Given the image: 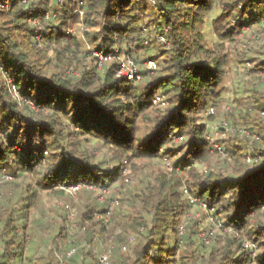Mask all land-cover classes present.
<instances>
[{
    "label": "trees",
    "instance_id": "trees-1",
    "mask_svg": "<svg viewBox=\"0 0 264 264\" xmlns=\"http://www.w3.org/2000/svg\"><path fill=\"white\" fill-rule=\"evenodd\" d=\"M1 1L7 7H0V183L22 187L26 197L19 211L8 200L0 204V264H14L25 249L27 226L18 229L16 214L28 217L40 193L61 198L71 186H79L76 194L84 198L77 205L79 237L68 240L63 207L51 239L53 244L68 240L76 249L71 264H86L93 237L106 236L117 242L110 264H264V159L246 171L248 142L233 133L218 139L227 157L220 168L212 166L215 153L204 140L202 122L216 118L226 101L232 59L225 43L264 16V0H218L211 46L203 31L210 0ZM77 8L84 10L81 21ZM49 9L56 22L45 20ZM79 23L86 28L83 38L66 35ZM90 50L129 54L142 68L143 81L135 85L119 77L115 62L97 70ZM146 61L156 69H146ZM248 61L251 70H261L264 53ZM260 87H253L249 99H233L228 114L232 124L250 126L259 135L256 152H264ZM156 96L163 98L154 103ZM209 105L215 114L204 116ZM171 136L181 139L175 143ZM163 158L172 170L157 169L143 178L136 193L121 198L123 211L109 227L113 214L102 219L109 207L94 192L112 183L124 187L126 164L136 174L143 170L139 162ZM187 195L213 208L222 226L231 229L204 255L197 251L193 224L178 233L191 207ZM82 241L88 248L79 247ZM244 241L258 250L253 263ZM31 264L59 263L46 256Z\"/></svg>",
    "mask_w": 264,
    "mask_h": 264
},
{
    "label": "rangeland",
    "instance_id": "rangeland-1",
    "mask_svg": "<svg viewBox=\"0 0 264 264\" xmlns=\"http://www.w3.org/2000/svg\"><path fill=\"white\" fill-rule=\"evenodd\" d=\"M211 1V10L208 12L206 16V20L204 23L203 31L206 38V44L208 46L213 45L216 42V38L214 34L212 33L211 27H210V21L218 15L219 8H218V0H210ZM76 33L75 35H80V29H81V23L74 26ZM259 26H254L253 28H249L240 38H237L234 42H226V50L229 52L231 57V63L227 72V82L225 84V92L223 93V96L225 99H227L230 103H232L233 99L238 97H243V99H249V97L252 95L253 92V85L256 82L255 77L251 75V71L249 69L243 70V68L240 66L242 64L239 63L241 59L247 60L251 57H263L264 53V31H262ZM259 33L258 38H253L254 34ZM82 37V36H81ZM249 42V51L243 53L242 52V45ZM86 43V40H85ZM87 49H90V47L86 46ZM243 56V58H241ZM90 60V59H89ZM145 66V65H144ZM141 77V75H140ZM142 78V77H141ZM140 78L137 82L133 83L135 85H140L143 81ZM261 86L259 89H264V82H261L257 87ZM256 87V88H257ZM163 98V96H160ZM251 100V99H250ZM221 112H218L217 115H219ZM264 118V117H263ZM207 120V118H206ZM203 119V122H209L212 123L215 118L212 121H206ZM93 143V142H92ZM101 154L99 150H95V155L99 156ZM182 154V152H181ZM179 155V157L181 156ZM225 162V161H224ZM223 163H219L218 159L215 157L211 161V165L215 166L217 168H220L219 166ZM140 166L143 167V170L139 171L138 173H134L131 171L129 164H126V171L123 173L125 175L124 177V187L118 182V183H112L110 187L104 191V192H94L93 197L102 203L104 207H109L111 210V216L113 214V220L111 223H109V227L115 225L114 221L119 219V213L122 212L119 208V203L121 201V198L128 196L130 194L136 193L137 188L140 186V181L143 178H147L150 175L151 171L157 170V169H165L163 165V161L161 159L156 160H144L139 162ZM225 164L224 166H226ZM200 170H203L204 166H197ZM214 168V167H213ZM222 168V167H221ZM223 169V168H222ZM166 170V169H165ZM167 171V170H166ZM230 172V169L224 172ZM181 176L184 177V174L181 173ZM11 179V178H10ZM10 179H5L6 181H9ZM22 188V187H21ZM13 188L9 185H3L0 183V204L4 200H8L10 203L15 205L16 210H20L22 206H24V198L26 197L24 193V189L22 188ZM81 199H79L78 195H71L67 194L63 197H54L49 196L44 193H40L38 200L34 206L29 211L28 217L22 216L21 214H16V224L18 229L21 231V227L24 223H26L28 234H25L26 236V242H25V249L23 252L18 256L14 257V264H31L38 262L39 258H45L46 256H51L54 258V260H58V257L61 255H65L71 248L68 243H66L69 239L71 240V243H74L78 237L79 234L77 233V227H76V219L78 214V203ZM81 201H84V198H82ZM65 208L63 214H65V217L68 218L66 227L68 232V240L66 241H57L56 244L52 243V238L56 236L58 232V225L59 221H61L60 218V209ZM61 213V214H62ZM34 223L40 224L39 227L35 228ZM193 224L194 225V231L195 236L193 239L195 240V245L197 247V251L199 254H205V252L210 248L211 246H214V244L219 245L224 241V233H228L229 231H226L225 228H215L210 223L209 219L207 218L206 212L201 208V206L198 203L191 204L190 210L188 213L182 218L181 221V228H182V234L185 233L186 230H188V227ZM108 227V228H109ZM36 231L34 232V237L32 236V229ZM35 228V229H34ZM209 229H213V235L208 239L209 243L205 244L202 240V236L205 234ZM117 230L116 232H118ZM142 232V231H141ZM108 239H111L114 243V248L117 246L116 240L113 238V236H106L103 238L100 237H93V256L91 259L86 260V264H97V258L99 254H101L104 250V247L106 246V242ZM170 241V240H169ZM168 241V242H169ZM127 242H133V236H129ZM170 245L173 244V240H171ZM84 246L85 248H88L87 243L81 242L79 243V247ZM113 248V249H114ZM248 251V250H247ZM250 252V251H249ZM258 253V250L256 249L255 255ZM32 256L31 260L29 259Z\"/></svg>",
    "mask_w": 264,
    "mask_h": 264
},
{
    "label": "built area",
    "instance_id": "built-area-1",
    "mask_svg": "<svg viewBox=\"0 0 264 264\" xmlns=\"http://www.w3.org/2000/svg\"><path fill=\"white\" fill-rule=\"evenodd\" d=\"M28 0H22V3L26 4ZM0 7H7V3L3 2L0 0ZM76 13L78 14V17L80 21L82 20L84 16V10L81 8L76 9ZM44 18L47 21H53L56 22V13L52 10L49 9L45 11L44 13ZM30 21H32L34 24L38 26V29H41V26L35 21L33 17L29 18ZM254 26L260 27L264 31V16L262 17H256V22L254 24H250L248 26H245L243 29V32L239 34L237 38L242 37V35L251 27L253 28ZM86 30V28L83 26L81 23V29L80 33L81 36L83 32ZM66 35H75L76 30L74 26H71L66 29L65 31ZM258 34H254L253 38H258ZM39 38V37H38ZM83 38V37H82ZM162 40V39H161ZM249 42L247 41L244 43L241 47L242 52H248L249 51ZM90 60L91 62L96 66L97 70H101L102 67H104L107 63L110 62H115L117 64V75L121 77L122 79L130 82V83H135L138 80H140V75H141V67L138 63L134 61L133 58L130 57L129 54H118V51L115 50V53L112 54H105L102 51H96V50H90ZM243 70L249 69L251 71V75L255 77L256 82L254 83L253 87H257L261 82H264V68L258 71H253L251 70L252 68V63L250 61L244 60L242 62H239ZM145 68L152 71L156 69V66L154 63L151 61H146L144 62ZM68 72V71H67ZM71 74H76L75 72H71ZM11 91L14 96H16V90L14 86H11ZM162 100V97L156 96L153 99L154 103H158ZM235 106V104L230 103L227 99L225 103L223 104L221 108V112L219 115L216 116L215 120L212 123L209 122H203L204 125L206 126V132L204 135V140L210 145V148L212 151L215 153V157L218 159L219 163H223L227 157V153L222 145L219 144L218 139L220 137H223L224 135H230L233 133H236L240 138L246 140L248 142V150L244 156V163L246 166V171H249L253 165L258 164L262 159H264V152H256L253 151V146L257 141L260 140L259 135L251 129L250 126L237 123V124H232L229 120L228 114L231 112L232 108ZM250 110V107H248V111ZM258 115L260 117H264V111L263 110H258L257 111ZM214 108L209 105L207 109L204 112V116H209V115H214ZM172 141L175 143H178L181 139V136H171ZM163 165L167 171L172 170V163L167 159L163 158ZM126 171V167L123 169V173ZM2 179H10L11 177L8 175H1ZM79 186H71L68 189H66L67 194L75 195ZM107 189L103 190L102 192L106 191ZM185 192V190H184ZM189 204H195L198 203L201 208L206 212L207 218L209 219L210 223L212 224L213 227L215 228H222V223L221 220L219 219L218 215L215 213L213 208H208L206 203L200 202L195 196L187 195L186 196ZM111 214V210L109 209L106 214L102 217V219L107 222ZM224 228V227H223ZM226 229V228H225ZM231 229H226V231H230ZM214 230L209 229L206 232V235L204 234L202 236V240L205 244L209 243L208 239L213 235ZM178 233L181 236L182 235V228L179 226ZM114 248V243L112 242L111 239H108L106 242V246L104 247V250L101 254H99L97 258V264H110L111 261V252L112 249ZM243 249L250 251L251 257H252V263L255 258V252H256V246L249 242V241H244L243 242ZM76 249L72 247L65 255H61L58 257V263L59 264H71L70 259L72 256L75 255Z\"/></svg>",
    "mask_w": 264,
    "mask_h": 264
}]
</instances>
